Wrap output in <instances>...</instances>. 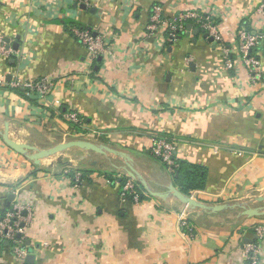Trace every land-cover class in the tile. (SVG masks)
I'll use <instances>...</instances> for the list:
<instances>
[{
    "label": "crops",
    "instance_id": "1",
    "mask_svg": "<svg viewBox=\"0 0 264 264\" xmlns=\"http://www.w3.org/2000/svg\"><path fill=\"white\" fill-rule=\"evenodd\" d=\"M262 5L106 0L86 8L75 0H0V33L12 50L0 60L1 128L7 123L13 140L41 150L86 140L132 159L71 149L38 166L0 136V216L16 203L32 209L31 222L21 224L33 256L20 261L2 244L0 264H242L244 246L257 242L264 264V237L253 232L264 217L246 218L237 208L264 207V84L254 85L241 62L227 68L221 48L192 21L175 41L166 30H149L155 7L164 22L215 10L230 44ZM249 21L264 28L262 15ZM77 25L103 38L107 52L98 60L70 34ZM260 62L264 76V52ZM43 78L54 82L45 98H26L14 86ZM70 113L85 123L75 127ZM160 137L176 144V159L207 168L205 189L190 195L227 209L190 211L184 226L183 206L172 195L154 198L132 179L145 199L123 196L107 177L131 168L154 192L169 193L172 184L181 191L151 153Z\"/></svg>",
    "mask_w": 264,
    "mask_h": 264
},
{
    "label": "built area",
    "instance_id": "2",
    "mask_svg": "<svg viewBox=\"0 0 264 264\" xmlns=\"http://www.w3.org/2000/svg\"><path fill=\"white\" fill-rule=\"evenodd\" d=\"M75 1L84 5L86 8H95L106 2V0ZM256 14L264 16V5L260 6L258 10H256V13H252L251 16ZM251 16L249 17L250 20ZM222 18L223 15L215 10L200 12L192 10L180 13L175 19L164 22L161 16V9L155 7L152 24L149 27V30L151 32L159 28L166 30L168 31V40L175 41L179 35L185 32V24L188 21H192L196 23L209 38H212L219 48H221L225 66L227 68L234 67V60L241 62L242 66H244L250 74L254 85L264 84V76L260 62L261 50L264 47V28H253L251 26L252 31L250 32L246 27V23L251 24V22L249 19L247 21L243 20L236 37L230 44H227L224 42L223 35L219 30ZM70 34L90 52L93 61L98 60L107 52L103 38L95 36L88 29L74 26L70 28ZM11 54L12 50L6 43L3 34L0 33V60L9 59ZM14 86L15 88L27 91L28 97L37 96L39 98H45L51 93L54 82L49 78H43L25 83L18 81ZM68 118L69 121L74 124H83L82 119L76 113H70ZM150 150L152 155L165 164L170 171H175L178 165L177 160L175 159L176 144L173 141H169L165 138H154L151 141ZM122 194L125 197L128 195L131 196L133 202L137 204L142 201L141 194L131 178H129L124 184ZM191 197L193 198V196ZM23 212H28L29 214L26 219L22 217ZM31 213L32 209L30 207L24 206L21 203H16L11 210H8L0 216V245H6V243L9 244L13 254L20 261H24L26 257L29 256V251L24 247V241L22 238L26 233L25 227L22 226L21 223L23 221L26 224L30 223L32 220ZM186 215V211L181 215V220L184 226L187 225ZM253 232L256 239L261 240L264 237V223L255 226ZM261 256L262 250L258 242L247 244L243 249L242 264H261Z\"/></svg>",
    "mask_w": 264,
    "mask_h": 264
},
{
    "label": "water",
    "instance_id": "3",
    "mask_svg": "<svg viewBox=\"0 0 264 264\" xmlns=\"http://www.w3.org/2000/svg\"><path fill=\"white\" fill-rule=\"evenodd\" d=\"M207 36L208 35H206V37ZM15 48H17V45L15 46ZM1 124H3V121L0 118V136L2 137L7 147H9L15 153L26 157L29 161L33 162L34 164L38 166L41 165L42 160L54 157L58 154L64 153L71 149L85 150V151L93 152L95 154L104 155V156H107L109 154L118 155V156H122L128 159L129 161H132V159L129 158L126 154H123L113 148H110L104 145H99L94 142H90L86 140H74V141H70L67 143L56 145L49 149L41 150L34 146L24 144V143H19L13 140L10 136L9 125L5 123V126L1 128ZM127 176L133 179L134 181H140L143 184V186L146 188V190L149 192V194L154 198L164 199L169 195L174 196L182 204L183 210L186 211V213H189L190 211L198 210V209L205 210V211H212V212H221L227 209V206H224V205L211 207L201 202H198L191 196L186 195L180 190H178L173 184L169 187V193L154 192L149 187V184L143 178L137 176L134 169L132 168L128 172ZM14 198H15L14 195L9 197L8 205H10L13 202ZM237 208L242 209L241 215L243 217L250 218V219L264 217V207L254 209V208H248L246 206H237ZM27 260L32 261L33 256L29 255Z\"/></svg>",
    "mask_w": 264,
    "mask_h": 264
},
{
    "label": "trees",
    "instance_id": "4",
    "mask_svg": "<svg viewBox=\"0 0 264 264\" xmlns=\"http://www.w3.org/2000/svg\"><path fill=\"white\" fill-rule=\"evenodd\" d=\"M77 26H79V25H77ZM80 27L85 28L83 26H80ZM246 27H247L248 31H250V32L252 31L251 24L246 23ZM85 29H87V28H85ZM261 52L262 53L264 52V47L261 50ZM262 53L260 55H262ZM17 91L27 98V91H25L23 89H18ZM83 123H85V121ZM72 124L77 128H78V126L82 125V124L78 125V124H74V123H72ZM175 159H176V156H175ZM157 160H159V159H157ZM176 160H177L178 166L176 167L175 172H174L175 183L181 189V192H183L186 195H190L192 191L204 190L206 187L207 179H208L207 168L202 166V165H196V164L189 163L187 161H182V160H178V159H176ZM71 177H72V180L74 181L75 176L71 175ZM107 178L110 180L112 178H114V179H112V181H114L115 183L119 182L120 186H121V188H120L121 191H122L124 184L129 179L127 176L115 179V177H112L110 175ZM137 190L141 194V199L144 200L145 196L143 195L142 191L139 190L138 186H137ZM127 198L129 200L133 201L131 196L128 195ZM9 209H11L10 206L6 207L4 209V211L7 212ZM4 213H2V214H4Z\"/></svg>",
    "mask_w": 264,
    "mask_h": 264
},
{
    "label": "rangeland",
    "instance_id": "5",
    "mask_svg": "<svg viewBox=\"0 0 264 264\" xmlns=\"http://www.w3.org/2000/svg\"><path fill=\"white\" fill-rule=\"evenodd\" d=\"M64 155L66 154V153H63ZM64 155H61L58 159L61 161L62 159H63V157H64ZM93 156V155H92ZM58 160V161H59ZM172 172V171H171ZM175 172V171H174ZM174 172H172V174H174Z\"/></svg>",
    "mask_w": 264,
    "mask_h": 264
}]
</instances>
